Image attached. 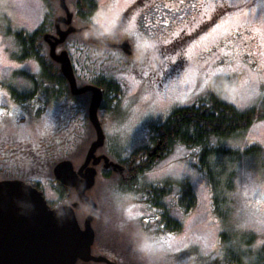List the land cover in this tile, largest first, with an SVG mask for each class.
I'll return each mask as SVG.
<instances>
[{
  "label": "rangeland",
  "instance_id": "374dc122",
  "mask_svg": "<svg viewBox=\"0 0 264 264\" xmlns=\"http://www.w3.org/2000/svg\"><path fill=\"white\" fill-rule=\"evenodd\" d=\"M67 1L73 11L74 2ZM133 1L97 0L96 12L84 19L86 21H80L81 25L92 23L102 41L108 44L128 42L132 49L131 53H126L121 48L90 44L87 47V51L105 57V61L111 60L110 66L105 62L107 70L102 72L122 87L114 112L102 110L100 114L104 118L106 149L113 148L125 157L132 156L141 146L152 147L148 137L154 126L164 123L174 109L206 98L217 76L229 77L222 98L241 111L248 110L264 98V0H221L224 4L222 11L219 10V0H209L206 7L205 3L202 4L205 0H145L148 10L145 16H141L140 27L133 21L126 27H115L116 19ZM52 3L55 6L54 20L64 14L58 1ZM46 11L45 0H0V92H23L32 88V81L23 73L36 75L40 67L35 61H16L22 54L18 49L17 35L21 31L33 34L41 27ZM100 11L103 17L97 22L94 15ZM80 35H73L67 46L74 55L76 67L84 69L83 61L79 60L80 48L76 50L74 46ZM178 38L179 45L176 44ZM160 45L166 50L160 57L165 53L164 58L168 61L164 90L157 92L147 88L145 93L138 94L134 102L135 111L124 124L119 123L122 115L132 108L135 88L150 74L148 68L154 71V62L149 65L142 62L147 58L148 49L151 53L157 46L160 50ZM179 53L184 55L185 65L173 69L172 66L180 62L175 61L180 57ZM97 71L95 68L94 74ZM86 74H92L87 67L83 71V75ZM147 80L150 81L151 77ZM78 84L83 86L84 83ZM80 99L81 96L79 102ZM83 99L82 102L86 101ZM2 101L0 99V103ZM78 101V110L74 113L79 125L83 114ZM86 122L85 140L72 139L71 151L77 162L80 155H87L96 139L91 123ZM42 124H36L33 132L20 128L14 122L1 129L0 137L6 139L2 146L6 153L12 149L9 162L15 167L25 166L21 156L38 146L44 127L49 125ZM117 126H120L119 134H113ZM73 131L76 130L73 128ZM213 144L224 150L232 149L236 151L232 155L239 156L237 161H231L224 154L211 163L210 172L218 182L213 194L214 202L206 173L199 169L197 150L182 144H176L167 156L158 158L149 170L135 179L132 187L119 186V175L99 176L90 191L98 206L97 218L93 222L96 231L94 254L120 264H215L223 230L232 234L250 231L257 237L253 247L263 246L264 120L255 122L240 134L214 138ZM250 147L263 152L258 161L251 155ZM23 149H27L26 152ZM31 157L27 160L30 161ZM232 171L234 189L222 196L224 183ZM169 178L188 179L197 197L196 207L184 214L177 205V187L166 196L170 215L183 224L179 232H162L158 221L160 210L145 201L148 185ZM46 189L47 196H50V188ZM217 212L226 218H221ZM78 213V219L83 223L88 209L82 208Z\"/></svg>",
  "mask_w": 264,
  "mask_h": 264
},
{
  "label": "trees",
  "instance_id": "16d2710c",
  "mask_svg": "<svg viewBox=\"0 0 264 264\" xmlns=\"http://www.w3.org/2000/svg\"><path fill=\"white\" fill-rule=\"evenodd\" d=\"M45 1L47 11L41 27L33 34L21 31L17 35L18 49L20 52L22 51L21 59L31 58L32 60H35L39 64L40 72L36 75L28 72L23 73L26 78L32 81L33 86L31 89L23 92L13 90V94H16V102L18 100L19 102H26L34 96L39 95V99L44 101V104L40 102L41 113L45 112L43 106L48 109L54 106L52 102L59 99L56 95V91L58 89H65L64 86L67 84L65 78L59 72V67L49 58L47 47L43 41V35L54 30L53 18L55 16V6L52 3L53 1ZM73 2L75 3L74 11L83 19H88L98 9L97 0H76V2L74 0ZM177 41L176 44L179 45L180 38H178ZM163 50L164 47L160 45V51L162 53L166 52V50ZM150 54V49H148L146 57H150L148 56ZM164 57L165 53L161 57L162 61H160L162 68H158L159 70L162 69L160 70L162 72L167 70L166 68L168 65V61H166ZM147 58L142 61L145 65L148 64L146 61ZM91 59L93 58H87V60L86 58H82L81 60L88 66V60ZM179 60L180 59L176 58L175 61ZM185 62H179V64L175 63L174 66L176 67L174 68V66H172V68L176 69L178 66H181L179 68H182L185 65ZM89 65L93 68L92 72L94 73L95 68H97V62L91 60ZM172 68L168 71L170 72ZM97 70L96 74L92 73V75H95L92 78V82L105 89L101 108L102 110H107V112H114L117 107L116 101L119 100L121 96L122 87L115 79L110 78L108 74L102 72L107 70V68ZM227 84H229V77H215L212 82V89L209 91L206 98L201 99L193 105L174 109L164 123L154 126V129L148 137V143H151L152 147H156L157 145L161 146V150L157 152L158 156H148L147 152L152 148L149 146H141L136 149L133 153L134 156H132L133 158L135 157L133 176L131 175L129 182L118 177L117 183L119 186L122 188L132 187L135 179L149 170L158 158L167 156L166 154L170 153L176 144H182L187 148L197 150L199 169L206 173L213 200V194L218 186V182L216 181V177L210 172L211 163L224 157V154H226L231 161H237L239 158V156L232 155V153L234 154L236 152L232 149L224 150L223 147L214 146L213 139H223L240 134L255 122L264 120V98L248 110L241 111L233 104L223 100L222 93ZM64 125L65 122L60 123L57 131H59L60 128L63 129ZM56 136H61V144L66 145L67 139L65 136ZM5 140L6 139L4 138H0V145L5 143ZM55 141L56 140H52L53 143H55ZM47 146L48 148L44 157H46V159L49 157L47 161L51 169L53 164L59 159L57 157H62L63 155L56 152L54 149L55 145L51 142ZM26 150L27 149H23V152H26ZM249 150L252 152L251 155L255 157L256 160L258 159L257 157H260L261 153H263L260 149L257 151L253 150L252 147H250ZM11 151L12 149L10 152ZM10 152H7L8 154L6 153L8 156L7 162H9L11 157ZM37 159V157H31V161ZM40 166L38 162H35V169L39 168L40 172L43 173L42 169L47 167V164ZM50 172L46 173L50 174ZM103 172L104 175L109 176L106 171ZM13 173H15V175L17 174L16 171ZM230 175L224 183L222 196L227 195L234 189L232 181L234 172L232 171ZM44 176L42 174V177ZM176 187L178 189L176 199L177 205L184 214H188L197 205L195 191L188 179L169 178L160 183L150 184L145 190L147 194L145 198L146 203L149 206L160 210L158 221L162 225V232H179L183 228L182 222L170 215L165 202L166 196L170 195ZM60 193L63 192L60 191ZM213 206L215 207V203H213ZM217 214L221 218H226V215L223 213L217 212ZM233 234L224 230L221 232L218 249L219 255L214 260L215 264H264V245H260L256 248L253 247L257 238L254 233L244 231L242 233L234 232ZM77 264L98 263L80 261Z\"/></svg>",
  "mask_w": 264,
  "mask_h": 264
},
{
  "label": "water",
  "instance_id": "95a60500",
  "mask_svg": "<svg viewBox=\"0 0 264 264\" xmlns=\"http://www.w3.org/2000/svg\"><path fill=\"white\" fill-rule=\"evenodd\" d=\"M58 2L64 15L55 20L57 37L46 35L44 39L49 44L50 57L59 63L60 72L68 81L71 92L75 95L91 94L88 116L96 131V139L91 143L79 171L74 169L70 161H62L54 168L58 181L73 187L79 197L80 201L71 206L51 209L42 193L23 181L0 182V264H76L78 261L117 264L92 253L95 242L92 222L96 216L97 204L87 194L96 182V165L103 161L105 169L113 167L115 170L119 166L110 162L107 156H96L98 148L105 143V133L99 119L103 92L94 85L78 88L68 53H56L58 44L64 43L70 34L81 31L72 26L74 13L66 0ZM62 24L69 27L62 30ZM92 37V42L97 45L132 52L127 42L108 44L97 38L94 32ZM91 162L93 165H90ZM81 204L89 209L83 228L76 217V210L81 208Z\"/></svg>",
  "mask_w": 264,
  "mask_h": 264
},
{
  "label": "flooded vegetation",
  "instance_id": "af4514ba",
  "mask_svg": "<svg viewBox=\"0 0 264 264\" xmlns=\"http://www.w3.org/2000/svg\"><path fill=\"white\" fill-rule=\"evenodd\" d=\"M219 1L221 3L219 4V10L222 11L224 4H222L223 2L221 0ZM136 3L138 4V6L141 5L142 7L137 8L135 5ZM204 3L206 7L207 4L209 3V0H205L202 4ZM74 6H75V3H74ZM147 10L148 8H146L145 0H134L133 2L128 3L126 7L123 9V11L121 12V14L119 15V17L116 19L115 27H120V26L126 27L129 25V22L131 21L135 22V25L140 27V23L142 20L141 16L143 15L145 16L147 13ZM103 11H106V10H103ZM73 12H74V18H73L72 25L75 28L82 29L80 33L74 34V35L82 34L80 35L81 38L78 37L79 43H81V45L77 42L76 44H74L75 49L79 50L78 47L80 48L79 54L83 59L86 58L87 60V58H93L91 60H95L97 62V69H101V68L104 69L105 62H107L108 65L110 66L111 60L105 61V57H99V56H96L94 53L87 51L88 44L92 46L96 45L94 42H92V38H93L92 33L94 31L96 34V29H95L96 27H94L92 23H86L84 25H81L82 22L80 21L82 20L86 21V20L79 17L75 11ZM102 17H103L102 11H100L94 15V20L97 22H100V19ZM94 20L92 22H94ZM61 28L66 29L68 28V26L63 24ZM52 34H55V31ZM92 43H94L95 45ZM69 44L70 42H67V41L64 44H59L57 46V52L60 53L66 50L70 53L68 46H67ZM161 54L162 52L159 50L158 46L155 47L154 50H151V56L148 57L146 61L148 65L149 63L150 64L153 62L155 63V66L153 67L154 71H150V69L148 68V71L150 74L146 75L147 77H145L144 79L145 81H142V83L135 88V91L131 98L133 100L131 102L132 108L122 115L121 119L119 120L120 121L119 123L124 124L125 119L135 111L136 108H135L134 102L136 101V96H138V94L140 95V94L145 93L144 90L147 88H151L152 90L156 89L157 92H162L164 90L165 85H163V82L166 79V75H165V72L160 71L162 69L160 70L158 69L159 67L162 68L161 63H160V61H162L160 57ZM72 59L76 67V60L74 56H72ZM178 59H180L179 60L180 62H185L184 55H181L180 57H178ZM31 60H32L31 58L17 59V61H22V62H27ZM91 60H88L87 64L90 70L93 71V68L89 65ZM76 75L79 77L80 80H86V81L89 80L91 82H92L93 76H95V75H89V74L81 75L78 71ZM148 77H151L150 81L147 80ZM64 87L65 89H58L56 91V95L57 97H59V99L52 102L54 106H52L49 109L43 106L45 113H41L40 102L44 104V101L39 99L38 97L39 95L34 96L32 99L26 102H19V100L16 102L15 101L16 94H13V91H10L9 93L0 92V99L3 100L0 103V132H1V129H3L4 127H8V125L11 124L12 122L18 124L20 128H24V129L28 128L29 132H33L35 130L36 124H38L39 126L43 125L42 123L49 124L46 128L44 127L45 131H44L43 137L40 138V142L38 143V146H36V148L31 150L30 152H26L25 154L21 156L22 162L25 163V166H23V164H20L22 167H18V166L15 167L13 164L7 162L8 156L6 155L4 146L0 145V181L7 180V179H20V180L25 181L27 184L32 185L34 188L42 192L45 199L47 200L48 205L51 208H56L61 205H72L79 201V197L73 187L65 186L64 184L59 182L58 179L56 178L53 168L58 162H56L50 169L49 163L47 161L49 157H47V159L46 157H44V155L46 154V150L48 148L47 145L50 144L51 142L53 145H55L54 149L56 150L57 153H59L60 155L67 154L65 158L59 157V159L68 160V155L72 153L71 151V148L73 145L72 139L73 138H75L76 140L79 139V141L85 140L84 139V137L86 138L85 130L87 128L86 120H88L87 111H88V103H89L90 95L86 93L80 94V95H73L68 84H66V86ZM102 90L105 91V89L103 88ZM79 96H81L79 105L81 103V106H82L81 112L83 115L79 118L80 121L78 125L76 123L74 110H78L76 108L77 107L76 101H78ZM83 98H86V101L82 102L84 100ZM63 122H65L63 129L60 128L59 131H57L59 124ZM30 124H33V125L31 126ZM120 126H117L115 128V131L113 134H119ZM73 128L76 130L75 132L73 131ZM48 129H50L49 133H47ZM56 135L65 136L67 139L66 145H62L61 144L62 137L56 136ZM0 138H4V136H1ZM52 140H56L55 143H53ZM4 144L5 143H3V145ZM76 145L78 144L76 143ZM104 148L105 150L103 151ZM149 152H147L148 156H150ZM103 155L108 156L110 159L118 162L123 167L119 165L120 167L117 166L115 170L113 167L109 169H104V162L101 161L96 166V169H97L96 180L99 176H105L103 171H106L107 174L110 173V176L119 175V177H121L123 180L129 182V180L131 179V175L133 176V171H134L133 165H134L135 157L132 158L131 160L128 159L127 156L121 157L119 153L113 148L106 149V142H105V145L101 148H98L96 152V156H103ZM30 156L37 157L38 159L35 161H31V160L28 161L27 159ZM151 156H158V153L151 155ZM85 158H86V155L85 156L80 155L78 158L79 162L75 161L76 158L75 160L73 158L70 159L76 171H79V169L82 167V165L85 162ZM257 158H258L257 159L258 161L260 157H257ZM263 159H264V155H263ZM35 162H38L39 166L47 164V167H44L42 170H43V176L47 175L46 172H50L51 170L48 178H44L45 176L42 178V173L40 172V169L39 168L35 169L34 167ZM13 171H16L17 174L15 175ZM47 187L50 188L48 189L50 190V196L48 195L49 198L46 192ZM60 191H62L63 193H60ZM81 206L82 207L79 210H81L82 208L88 209L87 206H84V205H81ZM79 213L77 214L78 216H79Z\"/></svg>",
  "mask_w": 264,
  "mask_h": 264
},
{
  "label": "snow or ice",
  "instance_id": "6c2138e0",
  "mask_svg": "<svg viewBox=\"0 0 264 264\" xmlns=\"http://www.w3.org/2000/svg\"><path fill=\"white\" fill-rule=\"evenodd\" d=\"M147 246V245H146Z\"/></svg>",
  "mask_w": 264,
  "mask_h": 264
}]
</instances>
